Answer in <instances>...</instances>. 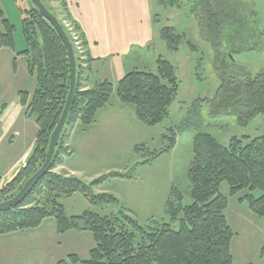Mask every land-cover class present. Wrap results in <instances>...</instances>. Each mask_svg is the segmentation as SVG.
<instances>
[{
	"label": "trees",
	"instance_id": "16d2710c",
	"mask_svg": "<svg viewBox=\"0 0 264 264\" xmlns=\"http://www.w3.org/2000/svg\"><path fill=\"white\" fill-rule=\"evenodd\" d=\"M53 1H59L67 12L66 0ZM156 2L164 8H180L183 0ZM236 3L237 0H216L219 10L216 14H212L211 4L206 3L214 30L220 29L223 10L228 12L230 4ZM25 15L21 27L25 48L18 55L27 57L28 74L36 79L37 86L32 94L20 92L19 98L26 117L35 118L39 130L35 137L36 148L18 177V182L24 183L41 169L47 158L51 136L63 114L71 83L68 51L57 31L34 4ZM227 17L237 20L232 11ZM65 18L73 24L72 30L64 24V19L58 20L74 45L78 66L76 98L66 127L77 123L85 128L92 126L97 114L111 105L114 96L122 104L132 106L136 119L143 125L153 128L162 124L180 91L174 65L159 58L156 73L134 71L116 85L106 80L90 89L83 88L80 74L84 71L88 75L91 71L87 41L79 24L70 15ZM233 21L229 20L226 28H231ZM16 31L17 27L0 11V50L16 48ZM73 32L79 33V41L83 49H87L83 53L77 49ZM160 37L171 52H179L184 45L196 52L194 45L186 42L173 27L163 28ZM220 76L216 95L207 101L211 118L235 117L241 127L247 128L258 116H264V70L255 77L249 74L231 77L226 72ZM205 103L202 99L197 101L187 125L178 129V133L174 128L168 130L163 136L167 146L159 152H149L150 159L144 162L148 164L171 153L178 135L187 128L198 131L194 138L195 157L189 171L193 203L185 206L183 194L173 186L165 206L168 221L141 224L127 208L111 216H101L94 211L69 216L61 200L76 194L93 206L118 205L120 201L112 195L96 194L95 189L104 178L88 184L76 176L55 172L63 162L62 154L68 151L70 155L64 146V131L49 173L18 207L0 215V236L36 230L46 220L53 219L59 235L90 233L95 243L87 259L69 255L58 264H236L231 252L236 234L226 216L228 199L221 194V186L227 183L232 197L248 191L239 202L247 204L255 216L264 218V136L233 137L228 146L222 145L212 135L202 133L200 111ZM141 150L147 151L146 147L135 149L137 154ZM255 192H260L261 196L256 197Z\"/></svg>",
	"mask_w": 264,
	"mask_h": 264
},
{
	"label": "rangeland",
	"instance_id": "374dc122",
	"mask_svg": "<svg viewBox=\"0 0 264 264\" xmlns=\"http://www.w3.org/2000/svg\"><path fill=\"white\" fill-rule=\"evenodd\" d=\"M41 1L58 19H64L70 30L73 28V24L60 14L62 10L56 1ZM145 2L152 16L151 23L146 20L149 43L142 48L136 47L135 52L122 57V61L118 60L119 67L126 74L134 71L156 73L159 58L169 61L174 65L180 83L177 101L167 119L153 128L140 123L134 108L122 104L116 96L96 125L95 122L94 126L85 128L77 123L65 127L64 146L70 155L68 151L62 154L63 162L55 172L66 176L75 174L88 184L104 178L95 189L96 194L112 195L120 201L118 205L93 206L82 195L76 194L61 200L69 216H79L86 211L111 216L127 208L141 224L168 221L165 206L173 186L183 194V204L191 205L189 171L195 157L194 138L198 131L187 128L178 135L177 145L171 153L148 164L144 162L150 159L149 152H159L167 146L163 136L168 130L174 128L178 133V129L187 125L195 112V103L201 99L206 102L200 111L202 133L212 135L222 145L228 146L233 137L254 139L264 136V116H258L243 128L235 117L211 118L207 105V101L216 95L220 75L224 72L231 77L246 74L255 77L264 70V0H237L235 5L230 4L228 12L232 11L238 21L227 17L229 13L223 8L226 16L222 14L219 30H214L210 24L211 13L206 5L207 2L211 4V12L216 14L219 11L216 0H183L180 8H164L156 0ZM32 7L30 0H0V11L17 27L16 40L21 48H25L22 21L26 17L25 11ZM229 20L233 21V26L226 28ZM165 27H173L186 42L194 45L196 52L188 45L182 46L177 53L169 51L160 37ZM86 50L84 48L83 52ZM6 57L5 50H1L0 111L4 110V113L0 117V153L8 155L5 169H9L3 181L9 182L28 163L36 148L35 137L39 129L35 118L26 119V109L20 104L19 91L32 94L37 86L36 79L26 70L27 58L18 61L17 68ZM114 73L108 62L100 78L116 85ZM87 77L84 71L81 72L83 88L92 85H86ZM15 131L21 134L11 141L14 146L9 148L7 143ZM136 147H146L147 151L141 150L137 154ZM248 193L243 191L232 197L229 185L221 186V194L228 199L226 216L236 234L231 252L236 264H264V218L255 216L247 204L241 206L239 202ZM254 195L260 197L261 193ZM83 235L80 238L74 232L59 235L55 221L49 219L39 229L0 236V264H58L66 261L69 255L87 259L95 243L92 234Z\"/></svg>",
	"mask_w": 264,
	"mask_h": 264
},
{
	"label": "crops",
	"instance_id": "0c3cea01",
	"mask_svg": "<svg viewBox=\"0 0 264 264\" xmlns=\"http://www.w3.org/2000/svg\"><path fill=\"white\" fill-rule=\"evenodd\" d=\"M66 1L68 4L67 12H64L60 2L56 1L59 4L58 7L60 6L59 8L62 10L60 14L64 17L70 15L71 19L79 24L87 41L88 54L91 59V71L86 75L88 76L86 85H92L85 88L90 89L100 81H109L106 78H100V73L105 69V65L108 62L115 71L114 75L116 83H118L126 76V73L119 67L120 63L118 60L122 61V57L133 54L136 47L142 48L149 43L150 33L147 32L146 20L148 19V22L151 23L152 16L147 2L145 0ZM2 50L6 52L7 61L17 68L18 61L27 58L18 55L19 52L24 50V48L18 45V40H16V48L14 50ZM26 64L28 72L27 61ZM118 70L119 74L117 73ZM13 75L15 77L17 75L15 70L13 71ZM115 102H117L116 104H120L118 101ZM106 110H102L97 114L94 125L99 123L101 114ZM70 176L76 175L71 174ZM74 234L80 238V236H84L83 234L89 233Z\"/></svg>",
	"mask_w": 264,
	"mask_h": 264
},
{
	"label": "water",
	"instance_id": "95a60500",
	"mask_svg": "<svg viewBox=\"0 0 264 264\" xmlns=\"http://www.w3.org/2000/svg\"><path fill=\"white\" fill-rule=\"evenodd\" d=\"M35 7L42 13V15L45 17V19L54 27V29L57 31L59 36L61 37L64 45L66 46V49L68 51V56L70 60V67H71V83H70V92L69 96L63 111V114L61 116V119L53 132L50 140L49 145V151L47 158L41 167V169L36 172L24 185V187L21 189V191L11 200L6 201L2 204H0V213L4 212L8 209L17 207L21 204L23 199L28 195V193L31 191V189L40 181L42 180L50 171L52 163L54 161L56 152H57V146L59 145L62 135L64 132V129L66 127V124L68 122L71 109L75 103L76 98V91H77V80H78V66L75 56V50L73 47V44L71 43L67 33L65 32L63 26L60 24L57 17H55L49 9L45 6V4L41 0H30Z\"/></svg>",
	"mask_w": 264,
	"mask_h": 264
},
{
	"label": "flooded vegetation",
	"instance_id": "af4514ba",
	"mask_svg": "<svg viewBox=\"0 0 264 264\" xmlns=\"http://www.w3.org/2000/svg\"><path fill=\"white\" fill-rule=\"evenodd\" d=\"M3 113H4V110L2 112L0 111V117L2 116ZM25 117H26V114H25ZM26 119H28V118L26 117ZM20 134H21L20 131H15V133H13L10 140L8 141L7 147L10 148V146L11 147L14 146V144H12L11 141L16 136H20ZM7 157H8V155H6V154L3 155L0 153V204L13 199L21 191V189L24 187V185L27 183V182L24 183L22 181L18 182V177H19L20 171L23 167L20 168L16 172L14 178L11 181H9V182L3 181V176H4V174H6V172L9 169V168L5 169V162L7 160ZM14 208H11V209H14ZM11 209H8V210H11ZM8 210L1 212L0 215L7 212Z\"/></svg>",
	"mask_w": 264,
	"mask_h": 264
},
{
	"label": "built area",
	"instance_id": "2783aa9c",
	"mask_svg": "<svg viewBox=\"0 0 264 264\" xmlns=\"http://www.w3.org/2000/svg\"><path fill=\"white\" fill-rule=\"evenodd\" d=\"M73 36H74V39H75V42H76V46L79 49V52L83 53V48L81 47V43L79 42V38L77 37L76 33L73 32Z\"/></svg>",
	"mask_w": 264,
	"mask_h": 264
}]
</instances>
